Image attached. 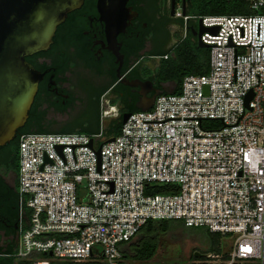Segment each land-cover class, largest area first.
Masks as SVG:
<instances>
[{
  "label": "built area",
  "instance_id": "1",
  "mask_svg": "<svg viewBox=\"0 0 264 264\" xmlns=\"http://www.w3.org/2000/svg\"><path fill=\"white\" fill-rule=\"evenodd\" d=\"M249 3L250 15L192 17L218 28L201 37L209 73L132 113L119 135L21 136L18 235L9 252L0 234V257L129 264L121 244L179 220L230 237L228 252L189 264H264V0Z\"/></svg>",
  "mask_w": 264,
  "mask_h": 264
},
{
  "label": "flooded vegetation",
  "instance_id": "2",
  "mask_svg": "<svg viewBox=\"0 0 264 264\" xmlns=\"http://www.w3.org/2000/svg\"><path fill=\"white\" fill-rule=\"evenodd\" d=\"M97 4L98 0L92 10L88 7L81 8L70 19L71 22L80 24L73 26L69 23L58 29L54 43L47 50L46 55L30 56L32 59L29 62L42 74L35 100L41 104L42 110L47 112L46 121L49 131L73 133V131L89 129L97 117L98 110L103 112L104 104L116 114L113 120H123L124 114L134 113V107L138 109V104L148 103L149 98L164 90L163 85L154 82L153 87L147 86L146 88L123 84L119 78L118 69L121 67V75L129 81L136 79L151 81L134 78L132 72L138 66H147L151 69L158 66V64L151 65L150 63L159 62L160 58L150 54L162 52L163 37L157 35L158 30L155 28L157 22L153 23L145 47L140 53L141 57H134L127 63V53L133 49L132 42L135 37H139L140 33L149 27L148 23L144 22L142 29L138 31L139 25L135 22L139 13L136 7L151 8L153 6V10L158 12L157 20L159 21L163 19L166 8L171 7L170 0L129 1L128 7L137 12L138 16L130 22L126 31L118 36L120 52L123 55L122 66L110 49L105 26L100 21ZM136 31L139 34H136ZM171 40L172 38L168 40L166 49L171 48L169 46ZM128 65L129 67L125 69ZM122 88H126L127 92H122ZM145 92L147 97L142 96ZM16 177L15 173L2 169L0 164V178L13 194L18 189ZM0 200H5V198L0 196Z\"/></svg>",
  "mask_w": 264,
  "mask_h": 264
},
{
  "label": "trees",
  "instance_id": "3",
  "mask_svg": "<svg viewBox=\"0 0 264 264\" xmlns=\"http://www.w3.org/2000/svg\"><path fill=\"white\" fill-rule=\"evenodd\" d=\"M86 2L87 3H85L82 8L88 7L90 10L95 8L96 0H87ZM170 5H172V0H170ZM176 5L178 7V0H176ZM151 8L136 7L137 12L139 13V17L135 22L136 25H139L138 31L142 29L144 22H147L149 27L148 29L143 30L139 37H135L132 42L133 49L127 53V63H129V61H131L134 57H141L140 53L145 47L147 36L151 32V27L153 26V23L157 22L155 28L158 30L157 35L163 37L161 44L163 50L159 54L150 55L159 57V64L155 69H151L147 66H138L135 70H133L132 77L150 79L158 85H163L165 90L164 94L179 93L181 91L184 78L189 75H205L209 73L210 48L201 47L198 42V38L193 34L192 30H197L198 28V21L192 17L208 15H250L253 13L249 0H186V16L191 17L186 23L183 18L171 16V7L166 8L163 19L158 21V12L153 10V6ZM80 10L81 8L70 13L67 20L58 29H61L69 23L73 26L75 24H80L79 22L76 23L70 21V19ZM173 23H177L183 29H185L186 25L188 28L184 34L177 33L176 43L171 48L166 49L165 46L168 40L172 38L168 26ZM138 31H136V34ZM47 52L48 51L37 53L36 56L46 55ZM166 56L167 58H165ZM31 59V57L27 58L28 61H31ZM127 67H129V65L126 66L125 69H127ZM167 84H173L174 89L168 90L166 88ZM122 92H127V89L122 88ZM138 111L139 109L136 107L133 108L134 113ZM46 115L47 112H44L41 108V104L35 100L25 126L18 131V134L13 141L0 149V164L2 169L17 175V186L19 185L18 170L20 138L23 134L27 133H55L47 129ZM122 126V119L111 121L110 125L107 127L103 126L102 112L98 110L97 117L91 124V128L73 131V133L79 132L95 135L100 134L103 131V133L110 138L119 135ZM164 192L170 191L167 187H158L156 190V193ZM0 196L5 198V200H0V234L4 243L7 245V250L9 252H13L15 249V242L18 235L20 221L19 191L17 189L16 193L13 194L12 191L4 185L2 179L0 178ZM7 197L11 198L6 199ZM179 228L190 227H187L184 222L179 220L149 221L141 229L135 239L121 244L120 249L122 250L128 263L130 261L149 262L156 256L159 250V235L163 232H173ZM207 233L213 238L214 246L219 249L220 236L218 234H213L208 230ZM40 258L44 259V257ZM192 258L193 260L198 259L195 255H193ZM50 259L51 264H76L69 261H60L53 258ZM0 264H30V262L27 260H17L14 257H0Z\"/></svg>",
  "mask_w": 264,
  "mask_h": 264
},
{
  "label": "water",
  "instance_id": "4",
  "mask_svg": "<svg viewBox=\"0 0 264 264\" xmlns=\"http://www.w3.org/2000/svg\"><path fill=\"white\" fill-rule=\"evenodd\" d=\"M130 0H98L100 21L105 26L107 41L110 49L123 64L118 36L125 32L130 22L138 16L128 7ZM85 0H0V149L13 141L18 131L27 123L31 108L35 102L42 74L27 58L47 51L54 43L58 28L67 20L68 15L84 5ZM176 0H172L171 16L176 15ZM183 12L186 15V0H183ZM201 47L208 48L201 37L207 32H218V28H207L202 20L198 22V29H193ZM123 84L132 87H153L152 81L136 79L129 81L121 75ZM144 105H137L139 110H150L157 97ZM142 96L147 97V93ZM253 94L247 98V104ZM131 113L123 116L126 123ZM114 141V138L110 139ZM101 153V149L99 150ZM50 256L53 253L49 254ZM202 255L195 254L196 258Z\"/></svg>",
  "mask_w": 264,
  "mask_h": 264
},
{
  "label": "rangeland",
  "instance_id": "5",
  "mask_svg": "<svg viewBox=\"0 0 264 264\" xmlns=\"http://www.w3.org/2000/svg\"><path fill=\"white\" fill-rule=\"evenodd\" d=\"M182 0H178V10L182 9ZM169 30L172 35L170 47H172L177 41V33H185V29L180 27L177 23H173L169 26ZM159 61V60H158ZM153 64H159V62H152ZM168 90H173V84H167ZM110 110L108 105L104 104L103 112ZM116 118V114L111 113L105 117L103 126L107 127L110 122ZM219 249L214 246L213 238L207 233L204 228H179L173 232L161 233L159 235V250L156 256L149 262H129V264H189L193 260V255L199 253L205 255L210 252L226 253L229 251L230 243L228 239L230 237H223L220 234ZM55 259V258H53ZM57 260V259H55Z\"/></svg>",
  "mask_w": 264,
  "mask_h": 264
}]
</instances>
